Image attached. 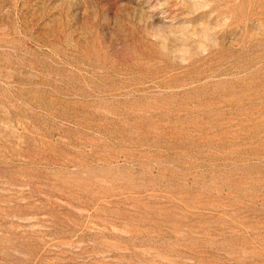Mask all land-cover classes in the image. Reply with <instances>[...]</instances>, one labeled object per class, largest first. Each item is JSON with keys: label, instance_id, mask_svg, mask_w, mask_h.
I'll use <instances>...</instances> for the list:
<instances>
[{"label": "rangeland", "instance_id": "rangeland-1", "mask_svg": "<svg viewBox=\"0 0 264 264\" xmlns=\"http://www.w3.org/2000/svg\"><path fill=\"white\" fill-rule=\"evenodd\" d=\"M0 264H264V0H0Z\"/></svg>", "mask_w": 264, "mask_h": 264}]
</instances>
